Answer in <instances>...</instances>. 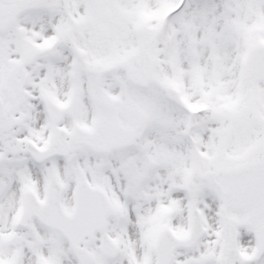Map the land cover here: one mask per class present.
Returning a JSON list of instances; mask_svg holds the SVG:
<instances>
[{
	"label": "snow or ice",
	"instance_id": "obj_1",
	"mask_svg": "<svg viewBox=\"0 0 264 264\" xmlns=\"http://www.w3.org/2000/svg\"><path fill=\"white\" fill-rule=\"evenodd\" d=\"M0 264H264V0H0Z\"/></svg>",
	"mask_w": 264,
	"mask_h": 264
}]
</instances>
